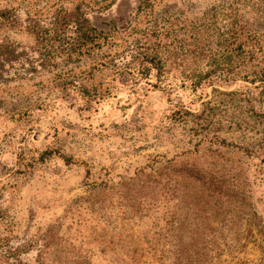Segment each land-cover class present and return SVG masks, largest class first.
Returning <instances> with one entry per match:
<instances>
[{
    "label": "rangeland",
    "instance_id": "rangeland-1",
    "mask_svg": "<svg viewBox=\"0 0 264 264\" xmlns=\"http://www.w3.org/2000/svg\"><path fill=\"white\" fill-rule=\"evenodd\" d=\"M11 10L18 22H0V264H264L261 164L224 148L264 139L263 125L209 137L247 170L262 223L165 170L203 157L177 112L213 95L182 78L189 59L165 73V47L234 21L264 40V0H0ZM80 16L102 36L79 59L29 31Z\"/></svg>",
    "mask_w": 264,
    "mask_h": 264
},
{
    "label": "trees",
    "instance_id": "trees-1",
    "mask_svg": "<svg viewBox=\"0 0 264 264\" xmlns=\"http://www.w3.org/2000/svg\"><path fill=\"white\" fill-rule=\"evenodd\" d=\"M12 12L1 13L0 22H18ZM55 21L49 31L29 28L36 40H44V34H54L47 40L52 42L48 47L51 52L73 60L88 55L99 45L102 35L88 19L82 16L75 20L62 19L60 24V19L56 17ZM174 59H189L192 65L185 66L182 78L190 82L194 90L203 85L213 87V95L195 114L186 110L177 112L183 122L194 123L192 130L201 136L197 140V150L205 147L206 152H203V157L189 163L178 165V162H168L165 170L172 177L171 182H198L200 191L206 188L211 196L226 198L253 221L262 223L255 213L252 183L247 170L242 164L224 160L214 149L215 146L226 145L225 140L220 145L219 138L210 140L209 137L224 128L252 133L256 127L251 126L248 120H254L256 126H264V40L237 21L225 32L200 24L194 26L178 46L165 47V73ZM147 61L162 66L161 59L156 57ZM236 82L246 85L233 91L220 90ZM250 139L252 143L249 145L229 143L224 148L259 160L264 173V139ZM201 160L203 162L199 163ZM200 249L205 251V248Z\"/></svg>",
    "mask_w": 264,
    "mask_h": 264
}]
</instances>
